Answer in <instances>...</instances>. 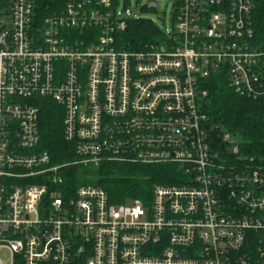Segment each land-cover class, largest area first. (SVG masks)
Listing matches in <instances>:
<instances>
[{
	"label": "built area",
	"instance_id": "2783aa9c",
	"mask_svg": "<svg viewBox=\"0 0 264 264\" xmlns=\"http://www.w3.org/2000/svg\"><path fill=\"white\" fill-rule=\"evenodd\" d=\"M1 2L0 264H264V170L226 163H242L239 143L202 111L215 75L264 100L255 0H173L171 28L142 50L115 40L128 10L93 6L111 0H66L44 18L37 0ZM39 98L62 108L78 164H173L180 183L121 204L95 185L60 196Z\"/></svg>",
	"mask_w": 264,
	"mask_h": 264
},
{
	"label": "trees",
	"instance_id": "16d2710c",
	"mask_svg": "<svg viewBox=\"0 0 264 264\" xmlns=\"http://www.w3.org/2000/svg\"><path fill=\"white\" fill-rule=\"evenodd\" d=\"M66 0H37L36 18L61 13ZM107 8L93 5L101 10H115L118 0H111ZM2 2L0 0V9ZM145 9L144 6L141 10ZM253 21L260 27L264 23V0H255ZM161 30L153 21L140 17L126 19V28L115 34L118 45L127 50H142L155 44ZM207 96L202 111L216 136L228 132L239 137V156H230L228 164H244L252 159L251 168L264 170V100L250 99L236 93L221 75L212 76L206 83ZM39 105L38 130L40 149L45 150L52 162L60 165L62 183L56 187L60 196L69 198L80 185L103 188L112 203L150 199L155 184H178L181 173L173 164L143 165L122 161H105L98 166L77 163L73 144L63 135V110L49 98L37 99ZM217 146V145H216ZM72 264H83L74 260Z\"/></svg>",
	"mask_w": 264,
	"mask_h": 264
},
{
	"label": "rangeland",
	"instance_id": "374dc122",
	"mask_svg": "<svg viewBox=\"0 0 264 264\" xmlns=\"http://www.w3.org/2000/svg\"><path fill=\"white\" fill-rule=\"evenodd\" d=\"M148 1L149 0H119L117 8L122 15H125V11L128 10L132 16L153 21L161 31L170 29L173 0H159L155 8L141 10L143 6H147ZM124 7L125 10L123 9ZM233 141L237 143L239 137L234 136Z\"/></svg>",
	"mask_w": 264,
	"mask_h": 264
},
{
	"label": "water",
	"instance_id": "95a60500",
	"mask_svg": "<svg viewBox=\"0 0 264 264\" xmlns=\"http://www.w3.org/2000/svg\"><path fill=\"white\" fill-rule=\"evenodd\" d=\"M205 129H209V126H205Z\"/></svg>",
	"mask_w": 264,
	"mask_h": 264
}]
</instances>
